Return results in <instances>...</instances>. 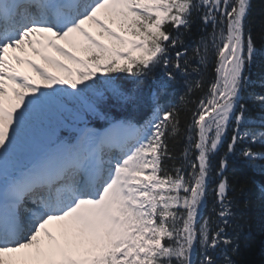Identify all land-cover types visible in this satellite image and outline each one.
Here are the masks:
<instances>
[{"label": "snow or ice", "instance_id": "obj_1", "mask_svg": "<svg viewBox=\"0 0 264 264\" xmlns=\"http://www.w3.org/2000/svg\"><path fill=\"white\" fill-rule=\"evenodd\" d=\"M250 9L0 0V264H237L254 204L264 215V185L249 189L264 176V92L250 80L264 34L258 48ZM178 77L186 91L166 105ZM108 104L146 118H111ZM238 144L249 175L230 179Z\"/></svg>", "mask_w": 264, "mask_h": 264}, {"label": "trees", "instance_id": "obj_2", "mask_svg": "<svg viewBox=\"0 0 264 264\" xmlns=\"http://www.w3.org/2000/svg\"><path fill=\"white\" fill-rule=\"evenodd\" d=\"M249 18L252 21L253 27V38L256 42L257 47H261V34H264V0H251V9ZM197 25L193 26V35L185 37V44L191 48L193 40L198 35ZM211 74V70H209ZM264 78V57H257L252 67L250 80L252 82V89L257 92H264V88L261 87V80ZM179 84L172 85L165 95V100L168 103H175L179 105V97L186 91V87L183 82V78L178 77ZM176 85V86H175ZM200 93H196L198 96ZM106 108L111 109L112 105H104ZM251 109V106H249ZM117 111V110H116ZM253 115H255V109H251ZM181 127H184V122H190V113L183 110L181 113ZM231 137V131L229 130L228 137L225 139L224 145L220 148L219 153L212 158V164L215 168L218 165L219 157L222 156L226 150L227 142ZM184 141H173L169 140V147L174 151V154L179 155L183 152ZM245 144H238L236 149V155L229 157V168L228 175L232 178V173L236 172L240 179H243L245 175H249L247 169L244 168L243 164L239 160V152L245 147ZM254 148H260L259 144H252ZM264 185V176L255 175L252 176L249 181L250 193L258 197L260 187ZM211 187V185H209ZM207 211H205V215ZM252 222L250 229L246 230V235L241 237L239 253L233 257L237 264H264V256L261 254V248L264 247V215L259 210V205L254 204L251 211ZM198 258V257H197Z\"/></svg>", "mask_w": 264, "mask_h": 264}]
</instances>
